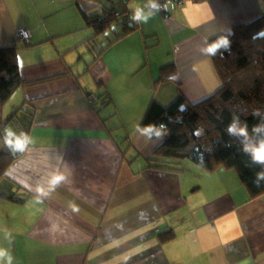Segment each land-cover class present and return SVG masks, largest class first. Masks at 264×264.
<instances>
[{
	"label": "crops",
	"instance_id": "obj_1",
	"mask_svg": "<svg viewBox=\"0 0 264 264\" xmlns=\"http://www.w3.org/2000/svg\"><path fill=\"white\" fill-rule=\"evenodd\" d=\"M106 2L130 17L148 4ZM167 9L133 23L137 30L95 58L93 29L75 0H0V47H17L26 81L51 77L0 104L5 129L21 105L35 106L34 144L0 181V191L18 199L0 196V247L14 264H264V194L251 197L234 169L192 161L182 171L147 168L161 143L135 130L153 99L169 106L184 95L196 103L221 87L200 49L264 14V0H185ZM169 65L174 72L160 80ZM54 171L71 183L37 202L34 189Z\"/></svg>",
	"mask_w": 264,
	"mask_h": 264
},
{
	"label": "trees",
	"instance_id": "obj_2",
	"mask_svg": "<svg viewBox=\"0 0 264 264\" xmlns=\"http://www.w3.org/2000/svg\"><path fill=\"white\" fill-rule=\"evenodd\" d=\"M75 1L80 5L86 23L94 31L88 43L90 45L95 42L90 46L95 58L101 57L115 41L138 29V26L131 23L130 16L126 15L127 11L119 7L107 6L103 0H84L98 8V11L90 13V9L81 3L82 0ZM114 25H121V32L116 34V39L111 40L108 46L98 48L97 38L105 35L108 30H114ZM231 33V52H225L223 57L219 54L211 57L222 83L214 94L196 103H188L182 95L169 106H163L155 99L149 104L141 127L164 123L169 129V134L147 158V168L182 171L183 162L189 159L208 171H215L220 167L234 169L248 188L251 197H257L264 194V181L259 186L253 183L255 173L261 170L260 166H246L249 158L240 150L239 141L227 136L225 129L234 113L247 122L249 130L259 122V117L252 115L253 111L259 109L264 113V14L247 23L237 24L231 29ZM219 35L209 39L208 43L215 41ZM174 70L173 65L164 67L160 80L169 77ZM50 78L26 81L20 72L17 47H0L2 106L20 87ZM90 95L91 93H88V96ZM106 98L109 103L112 102L109 95ZM34 118L35 106L29 101L16 110L10 123L15 122L18 131L28 134ZM4 130L5 123L0 127L2 139ZM22 155L23 153L12 154L5 147L0 149V181L7 176L12 163ZM0 196L18 200L2 191ZM174 236L171 230L162 233L160 239L166 242Z\"/></svg>",
	"mask_w": 264,
	"mask_h": 264
},
{
	"label": "clouds",
	"instance_id": "obj_3",
	"mask_svg": "<svg viewBox=\"0 0 264 264\" xmlns=\"http://www.w3.org/2000/svg\"><path fill=\"white\" fill-rule=\"evenodd\" d=\"M154 10V11H153ZM162 10L167 11V5H161L158 0H148V4L144 7H135L132 10L130 20L134 24L148 23V21ZM227 34H221L212 43H208L206 46L200 49L201 53L209 57L219 54L223 57L225 52H231V30L227 29ZM183 110V109H182ZM254 117H259V122L251 126L246 121H242L239 114H232L230 122L227 124L225 132L227 136L232 140L239 141L240 150L249 158L246 166L252 167L255 165L260 166V171L255 173L253 183L257 186L261 185L264 181V113H261L259 109L253 111ZM136 131L147 139H155L162 142L169 134V129L166 124H149L136 125ZM34 144L33 138L24 131L17 132L12 128H6L3 133V146L12 154L24 153L30 150V147ZM231 146V144H229ZM49 179L45 184H38L34 189L37 194V202H40V198L49 197L60 184L71 183L69 175L61 172L49 173ZM73 211H78L76 206L72 205ZM4 239L9 242L12 241L11 232L5 231ZM14 256L11 254L8 248L0 247V264H14Z\"/></svg>",
	"mask_w": 264,
	"mask_h": 264
},
{
	"label": "rangeland",
	"instance_id": "obj_4",
	"mask_svg": "<svg viewBox=\"0 0 264 264\" xmlns=\"http://www.w3.org/2000/svg\"><path fill=\"white\" fill-rule=\"evenodd\" d=\"M103 1H104L103 3L106 2V0H103ZM105 4H107V2H106ZM92 12H94V11L92 10ZM121 29H122L121 25H114V30H108L107 33H106L105 35H102L101 37L97 38V41H96V45H97V47H98V48H101V46H103V47L108 46L111 40L116 39V34H119V33L121 32ZM92 34H94V31H93V30H92ZM29 43H30V42H29ZM94 43H95V42H92V43L89 45V47H90V46L92 47V46L94 45ZM113 46H114V45H113ZM88 53L91 55V51H89V49H88ZM76 69H77V66H76ZM74 72H76L75 69H74ZM85 86L89 88V85H88L87 83L85 84ZM95 88H96V87H95ZM104 90H105L104 88H101V91L104 92ZM99 104H104V103H103V102H99ZM11 107H12V106H11ZM11 107H9V109H10ZM20 116H22L21 113H20ZM16 119H17V118H16ZM8 128H12V129H14V130L17 131V132H20V130H19V131L17 130L15 122H12V123L8 126ZM129 130H130L129 132H132V133H131L132 135H134V133L136 132V131H134V129H129ZM135 130H136V129H135ZM160 143H161V142H160ZM1 148H4L3 143H2V145L0 144V149H1ZM189 162H191V160H189V159L185 160V163H189Z\"/></svg>",
	"mask_w": 264,
	"mask_h": 264
},
{
	"label": "built area",
	"instance_id": "obj_5",
	"mask_svg": "<svg viewBox=\"0 0 264 264\" xmlns=\"http://www.w3.org/2000/svg\"><path fill=\"white\" fill-rule=\"evenodd\" d=\"M148 1V0H147ZM185 0H158V2L161 4V5H169V4H173V3H180V2H183ZM154 11V10H153ZM165 10H162L161 12H164ZM20 38L21 40L24 42V43H29L30 42V34L28 31H22L20 33Z\"/></svg>",
	"mask_w": 264,
	"mask_h": 264
}]
</instances>
